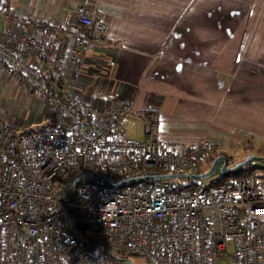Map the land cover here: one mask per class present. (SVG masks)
<instances>
[{
	"label": "built area",
	"instance_id": "built-area-1",
	"mask_svg": "<svg viewBox=\"0 0 264 264\" xmlns=\"http://www.w3.org/2000/svg\"><path fill=\"white\" fill-rule=\"evenodd\" d=\"M61 19L17 13L0 0V77L39 99L44 126L0 119V264H261L264 179L250 171L213 185L174 179L111 183L154 174L198 173L229 146L202 136L163 140L146 118L142 139L126 137L127 99L97 106L62 90L63 71L104 43L107 25L74 0ZM74 13L76 22H70ZM40 60V66L31 57ZM69 192L68 188L74 181ZM89 239H79L65 220Z\"/></svg>",
	"mask_w": 264,
	"mask_h": 264
},
{
	"label": "crops",
	"instance_id": "crops-1",
	"mask_svg": "<svg viewBox=\"0 0 264 264\" xmlns=\"http://www.w3.org/2000/svg\"><path fill=\"white\" fill-rule=\"evenodd\" d=\"M8 1L15 12L44 20L61 19L77 3ZM85 8L107 33L63 71V91L99 107L127 99L129 139L141 140L152 118L163 140L210 136L229 148L249 144L244 150L264 160V0H86ZM28 109H42L40 127L46 124L43 103L0 77V119L24 130ZM256 173L264 179V168Z\"/></svg>",
	"mask_w": 264,
	"mask_h": 264
},
{
	"label": "water",
	"instance_id": "water-1",
	"mask_svg": "<svg viewBox=\"0 0 264 264\" xmlns=\"http://www.w3.org/2000/svg\"><path fill=\"white\" fill-rule=\"evenodd\" d=\"M255 160H259V161H262L264 163V160H261L260 157L251 154V155L246 156L242 161L236 163L233 167L226 169V158L223 155H217L210 160V163H209L208 168L206 170L198 172V173H193V174H188V173L154 174V175H144V176H137V177L133 176V177L122 179L116 183H111V182H109L108 179H106L102 176H99V175H95L92 173H87V174L96 177L98 180L102 181V183L105 186L110 187V188H118L124 184L137 182V181H147V180L160 181V180H167V179H174V180H176V179H188V180L192 181L193 183L198 184L202 179L209 177L214 172L215 166L218 162H220V165L218 167V173H219V177L221 178V177L227 176V175L235 172L237 169H239L243 166H247L248 164H250V162L255 161ZM75 181H76V179L71 183L67 192H69L71 190ZM64 217H65V220L69 223V220H68L66 214H64ZM69 226L71 228V231L73 232V234L77 238V240L80 241L77 230L70 223H69ZM81 243L87 244L85 242H81ZM126 261L127 260H124V262H126Z\"/></svg>",
	"mask_w": 264,
	"mask_h": 264
},
{
	"label": "rangeland",
	"instance_id": "rangeland-1",
	"mask_svg": "<svg viewBox=\"0 0 264 264\" xmlns=\"http://www.w3.org/2000/svg\"><path fill=\"white\" fill-rule=\"evenodd\" d=\"M31 111V114H30ZM33 109H28L25 112H23V114L21 115L22 119H20L21 122L23 121H27V123H25V130L28 129H37L40 128V117H38L41 113H42V109H38L37 111L33 112ZM33 116L35 117L33 119ZM32 119V122L30 123L29 121ZM126 118L123 119V124L125 125ZM127 126V123H126ZM135 134L137 135V137L139 138V134L138 131L135 132ZM243 147H232L229 148L228 150H222L221 153H224L225 155L228 156L227 158V164H226V169L233 167L236 163L242 161L246 156L251 155L253 152L252 151H247L244 150L245 147H250L249 144H244L243 143ZM217 156L216 154L213 155V157ZM257 156V155H256ZM259 157V156H258ZM261 160H263V157H260ZM210 161L207 164H204L200 167L201 171H204L208 168ZM220 165V162H218L215 166L214 172L207 178L202 179L200 181L201 185H206L210 180H213L215 178H217L219 176L218 173V167ZM250 166L253 167V169L251 171H259L260 169L264 168V164H262L259 160H255L250 162ZM158 182V181H156ZM79 235L80 237L85 240V239H89V241L95 243V244H100L99 240L95 239V238H90V235L88 232H86L85 230H80L79 231ZM119 264H146L144 259L140 256H131L127 259L126 262H120Z\"/></svg>",
	"mask_w": 264,
	"mask_h": 264
},
{
	"label": "trees",
	"instance_id": "trees-1",
	"mask_svg": "<svg viewBox=\"0 0 264 264\" xmlns=\"http://www.w3.org/2000/svg\"><path fill=\"white\" fill-rule=\"evenodd\" d=\"M218 155H223L225 158H226V164H227V158L228 156L225 155L224 153H218ZM213 158V156L210 157V160ZM253 169L252 166H250V164H248L247 166H243L239 169H237L235 172L227 175V176H224V177H217L213 180H210L206 185H213V184H216L218 182H220L221 179L223 178H233V179H238V178H241L245 175H247L251 170ZM176 183L179 187H183V186H187V185H190V186H195V185H201V183L199 182L198 184H195L193 183L192 181L188 180V179H176Z\"/></svg>",
	"mask_w": 264,
	"mask_h": 264
}]
</instances>
